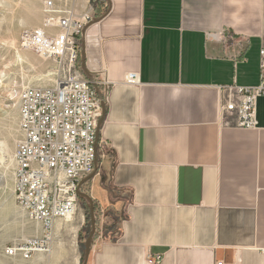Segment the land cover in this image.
<instances>
[{
    "label": "crops",
    "instance_id": "0c3cea01",
    "mask_svg": "<svg viewBox=\"0 0 264 264\" xmlns=\"http://www.w3.org/2000/svg\"><path fill=\"white\" fill-rule=\"evenodd\" d=\"M94 5L79 68L107 99L88 264H264V98L253 129L218 112V87L260 82L264 0Z\"/></svg>",
    "mask_w": 264,
    "mask_h": 264
},
{
    "label": "built area",
    "instance_id": "2783aa9c",
    "mask_svg": "<svg viewBox=\"0 0 264 264\" xmlns=\"http://www.w3.org/2000/svg\"><path fill=\"white\" fill-rule=\"evenodd\" d=\"M98 1L87 0L89 10L81 16L72 8L60 10L48 2L44 27L26 31L21 38L23 48L55 60L59 70L53 87L24 88V94L17 96L22 139L15 154L14 194L29 218L40 225L41 235L5 248L8 258L29 261L48 252L56 224L77 214L81 182L96 169L102 107L94 86L100 83L82 73L79 61L80 38L93 22ZM259 56L257 86L234 82L218 87L219 114L243 129L256 128L257 104L264 98V46ZM125 83L140 85L139 75L129 74ZM103 85L109 87L108 82ZM147 262L161 264L162 258L148 256Z\"/></svg>",
    "mask_w": 264,
    "mask_h": 264
},
{
    "label": "rangeland",
    "instance_id": "374dc122",
    "mask_svg": "<svg viewBox=\"0 0 264 264\" xmlns=\"http://www.w3.org/2000/svg\"><path fill=\"white\" fill-rule=\"evenodd\" d=\"M48 2L62 10L74 9L80 0H0V264H83L92 231L90 215L80 201L72 222L56 224L48 252L29 261L4 254L5 248L41 235L40 225L15 198V154L22 139L18 94L28 87H53L58 76L55 60L41 58L21 44L26 31L44 27Z\"/></svg>",
    "mask_w": 264,
    "mask_h": 264
},
{
    "label": "water",
    "instance_id": "95a60500",
    "mask_svg": "<svg viewBox=\"0 0 264 264\" xmlns=\"http://www.w3.org/2000/svg\"><path fill=\"white\" fill-rule=\"evenodd\" d=\"M83 64H85V57L83 55ZM99 94V98L101 100V107H102V110H103V114H102V117L101 119L99 120L98 122V129H97V136L99 135V130L101 128V125L103 123V120H104V117H105V105H104V101H103V97L102 95L98 92ZM97 173V162H96V169L94 171V173L92 175H90L89 177L85 178L82 182H81V185L80 187H82L85 183H87L88 181H90L92 178H94V176L96 175ZM78 195L80 198H85L89 201L90 203V219H91V226H92V231L90 232L87 240H86V250H85V258H84V262L83 264H88L89 263V258H90V253H91V244H92V239L95 235V232H96V218H95V210H94V201L93 199L91 198V196H89L88 194L82 192V191H79L78 192Z\"/></svg>",
    "mask_w": 264,
    "mask_h": 264
},
{
    "label": "trees",
    "instance_id": "16d2710c",
    "mask_svg": "<svg viewBox=\"0 0 264 264\" xmlns=\"http://www.w3.org/2000/svg\"><path fill=\"white\" fill-rule=\"evenodd\" d=\"M87 184H88V182H87ZM87 184H85V186L87 185ZM85 186H83V187H81L82 189H81V191H83V192H85L86 191V189H85V191H84V187ZM80 200H81V203H82V205L88 210V215H90L89 213H90V209H89V202H88V200L87 199H85V198H80ZM94 210H95V215H96V211H97V209H96V205L94 204Z\"/></svg>",
    "mask_w": 264,
    "mask_h": 264
},
{
    "label": "bare ground",
    "instance_id": "6f19581e",
    "mask_svg": "<svg viewBox=\"0 0 264 264\" xmlns=\"http://www.w3.org/2000/svg\"><path fill=\"white\" fill-rule=\"evenodd\" d=\"M19 94H24V90H22ZM72 219H74V217L72 218ZM72 219H70L71 220V222H72ZM70 220H68L67 222H69ZM70 223V222H69ZM38 232H39V230H37ZM41 256V255H40ZM42 260V259H41Z\"/></svg>",
    "mask_w": 264,
    "mask_h": 264
}]
</instances>
